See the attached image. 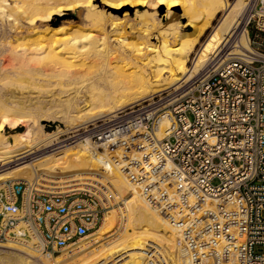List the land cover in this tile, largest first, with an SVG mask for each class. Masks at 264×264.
I'll return each mask as SVG.
<instances>
[{"label":"bare ground","instance_id":"1","mask_svg":"<svg viewBox=\"0 0 264 264\" xmlns=\"http://www.w3.org/2000/svg\"><path fill=\"white\" fill-rule=\"evenodd\" d=\"M95 2L0 0V187L28 180L38 190L87 189L105 186L111 178L110 195L124 207L106 213L95 233L93 244L100 251L104 248L98 256L89 243L81 251L93 250L79 260L42 254L37 240H20L0 243V264H148L150 252L162 254L168 264H190L169 216L150 207L123 174L120 151L99 152L84 137L60 139L160 92L184 89L239 31L247 48L245 19L255 0H101L100 6ZM76 10L88 27L67 21ZM53 23L58 25L51 30ZM209 28L207 40L200 42ZM130 34L134 37L128 39ZM44 122L63 124L66 131L58 127L48 133ZM163 126L168 127L165 121ZM7 129L14 132L9 137ZM167 130L161 129L158 138H165ZM158 162L151 155L145 168ZM95 166L102 176L68 175L93 172ZM120 217L124 224L117 226ZM111 236L119 239L109 242Z\"/></svg>","mask_w":264,"mask_h":264},{"label":"built area","instance_id":"2","mask_svg":"<svg viewBox=\"0 0 264 264\" xmlns=\"http://www.w3.org/2000/svg\"><path fill=\"white\" fill-rule=\"evenodd\" d=\"M245 32L247 48L233 34L184 89L70 136L121 152L123 174L169 216L190 264H264V0L250 7ZM151 155L159 162L146 169ZM109 193L103 185L54 192L8 182L0 188V243L37 240L45 255L80 253L105 218ZM147 254L148 264H168Z\"/></svg>","mask_w":264,"mask_h":264},{"label":"rangeland","instance_id":"3","mask_svg":"<svg viewBox=\"0 0 264 264\" xmlns=\"http://www.w3.org/2000/svg\"><path fill=\"white\" fill-rule=\"evenodd\" d=\"M97 1V3L96 4H98L99 6H100V2H101V0H96ZM234 2H236V0H231V3H234ZM102 6V5H101ZM104 11H107V8H102ZM125 9H128V7H125ZM177 9H180V8H176L175 9V11H178ZM161 10H164V9H161ZM79 12H80V10H76V11H72V12H70V16H69V19L67 20V21H73V22H75V23H77V24H84V27H88L89 25L85 22V23H82V19L81 18H79ZM133 12H134V10H133ZM163 12L161 11L160 12V14H162ZM222 16V14H220V16L218 17V19L217 20H215L214 21V26H216L217 24H218V21H219V18ZM133 17H134V15H133ZM186 21V20H185ZM184 22V21H183ZM58 25V23H53L52 25H51V30L52 29H54L56 26ZM184 31H186L187 32V34H190L192 31H190V30H188V29H184ZM211 31H212V28H209L207 31H206V34L203 36V37H201L200 38V42H205L206 40H207V38H208V36L210 35V33H211ZM132 37H134V35H132V34H130V35H127V38L128 39H130V38H132ZM113 39H115V41L113 42V44L114 45H116V44H118V39H116V38H113ZM19 43H22L21 41H17V44H19ZM200 45V44H199ZM197 46L196 47V52L201 48V46ZM194 59H195V53H193L191 56H190V61H189V67L191 68V67H193V64H194ZM7 63H5V65H6ZM44 124V126H45V131L46 132H48V133H52V132H55V131H57V129H58V127H60L62 130H64V131H66V127H64V125L63 124H60V123H51V122H44L43 123ZM24 128H22V129H20L19 131H22ZM12 133H14V132H12V131H10L9 129H7L6 131H5V134L9 137L10 136V134H12ZM71 136V134H69V133H66V135L64 134L63 136H62V138L60 139V141H64L65 139H67V138H69ZM67 144V143H66ZM100 152V151H99ZM102 152V151H101ZM94 170H96V171H93V172H90V171H81V172H74V173H71V174H68V175H75V174H79V173H83V172H87V173H93V174H98V175H103V171L102 170H100L98 167H96L95 166V168H94ZM59 177H66V175H56V177L55 178H59ZM21 181H24V182H28V180H21ZM109 181H111V178H107L106 179V183H105V187H107L108 188V186L110 185L109 184ZM45 185H47V186H55V185H52V184H48V183H45ZM2 187V186H1ZM0 187V188H1ZM82 186H78V187H73V188H65V189H56V190H53V189H45V188H40V189H42V190H44V191H54V192H56V191H69V190H72V189H75V188H81ZM83 187H85V186H83ZM110 188V187H109ZM109 196H110V198H111V204H110V207H109V209H108V211L106 212V213H108V212H110L111 210H113V209H119V208H123L124 207V202L123 201H121L120 199V201H118L117 203H115L114 202V200L112 199V197H111V195H110V193H109ZM116 198H117V196L116 195H114ZM123 206V207H122ZM107 215V214H106ZM120 220H118L117 221V226H118V224H120L121 226L124 224V220H123V218L122 217H120L119 218ZM98 231V230H97ZM96 231V232H97ZM113 233V232H112ZM111 233V234H112ZM95 238V235H93L91 238H89V240L88 241H86L85 243L87 244V243H89V245L90 246H93V247H95V256H98V254H101L102 252H103V250H104V248L102 249L101 248V250L102 251H100V249H98V247H97V245H94L93 244V239ZM117 239H119V237H114V236H111L109 239H107V240H109V242H110V240H112V241H116ZM107 240H105L104 242H106ZM16 241H9V242H6V243H3V244H8V243H15ZM108 242V243H109ZM107 243V244H108ZM88 245V244H87ZM93 247H92V249H90V250H88V251H81L80 253H64L68 258H79V260L80 259H83L84 257H85V255H86V253L87 254H89L88 252L89 251H91V250H93ZM100 248V247H99ZM166 248V251H167V253H169V252H171V249L169 248V247H165ZM99 251V252H98ZM84 255V257L82 258L81 256H83ZM86 257H88V256H86ZM1 260V259H0ZM74 259H72L71 261H73ZM79 260H78V263H79ZM77 262V261H76Z\"/></svg>","mask_w":264,"mask_h":264},{"label":"water","instance_id":"4","mask_svg":"<svg viewBox=\"0 0 264 264\" xmlns=\"http://www.w3.org/2000/svg\"><path fill=\"white\" fill-rule=\"evenodd\" d=\"M178 10V9H177Z\"/></svg>","mask_w":264,"mask_h":264}]
</instances>
